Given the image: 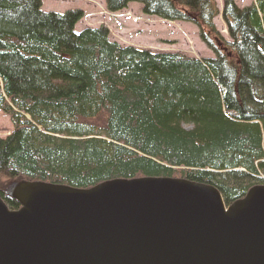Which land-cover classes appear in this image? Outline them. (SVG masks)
<instances>
[{"label":"trees","instance_id":"trees-1","mask_svg":"<svg viewBox=\"0 0 264 264\" xmlns=\"http://www.w3.org/2000/svg\"><path fill=\"white\" fill-rule=\"evenodd\" d=\"M195 24L215 54L197 59L123 46L108 30L76 31L79 10L0 0V192L42 182L79 190L114 180L174 178L214 187L226 206L264 185V0H105ZM5 188V189H4Z\"/></svg>","mask_w":264,"mask_h":264},{"label":"water","instance_id":"water-1","mask_svg":"<svg viewBox=\"0 0 264 264\" xmlns=\"http://www.w3.org/2000/svg\"><path fill=\"white\" fill-rule=\"evenodd\" d=\"M5 194L20 208L0 192V264H264V185L230 206L174 178L20 182Z\"/></svg>","mask_w":264,"mask_h":264},{"label":"rangeland","instance_id":"rangeland-1","mask_svg":"<svg viewBox=\"0 0 264 264\" xmlns=\"http://www.w3.org/2000/svg\"><path fill=\"white\" fill-rule=\"evenodd\" d=\"M43 11L63 14L79 10L83 18L76 25V31L104 27L110 39L123 46L161 53H180L197 59H214L216 54L200 38L199 28L192 23L168 21L145 15L142 5L132 3L116 13L107 11L105 0H42ZM219 15L213 20L219 35L230 41L228 27L222 17L223 1L214 0ZM240 7H248L256 0H233ZM10 118L0 112V138L8 137L13 131ZM9 186V185H8ZM5 189V188H4ZM7 190V187L6 189Z\"/></svg>","mask_w":264,"mask_h":264}]
</instances>
